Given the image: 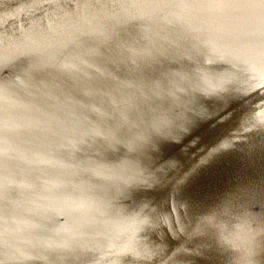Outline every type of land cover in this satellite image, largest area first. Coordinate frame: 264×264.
I'll list each match as a JSON object with an SVG mask.
<instances>
[{
  "label": "water",
  "instance_id": "obj_1",
  "mask_svg": "<svg viewBox=\"0 0 264 264\" xmlns=\"http://www.w3.org/2000/svg\"><path fill=\"white\" fill-rule=\"evenodd\" d=\"M0 264H264L259 0H0Z\"/></svg>",
  "mask_w": 264,
  "mask_h": 264
},
{
  "label": "snow or ice",
  "instance_id": "obj_2",
  "mask_svg": "<svg viewBox=\"0 0 264 264\" xmlns=\"http://www.w3.org/2000/svg\"><path fill=\"white\" fill-rule=\"evenodd\" d=\"M252 3H255V0H251ZM259 6L264 9V0H259Z\"/></svg>",
  "mask_w": 264,
  "mask_h": 264
}]
</instances>
